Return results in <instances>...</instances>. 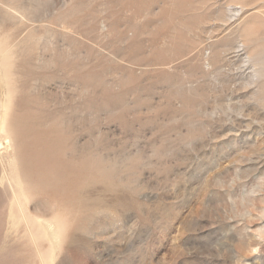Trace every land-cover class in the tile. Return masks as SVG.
<instances>
[{
  "label": "rangeland",
  "instance_id": "rangeland-1",
  "mask_svg": "<svg viewBox=\"0 0 264 264\" xmlns=\"http://www.w3.org/2000/svg\"><path fill=\"white\" fill-rule=\"evenodd\" d=\"M0 264H264V0H0Z\"/></svg>",
  "mask_w": 264,
  "mask_h": 264
}]
</instances>
